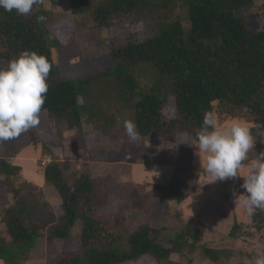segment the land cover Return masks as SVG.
<instances>
[{
	"label": "trees",
	"instance_id": "1",
	"mask_svg": "<svg viewBox=\"0 0 264 264\" xmlns=\"http://www.w3.org/2000/svg\"><path fill=\"white\" fill-rule=\"evenodd\" d=\"M255 7L264 10V0H68L67 13L79 29H86L88 17L100 34L107 31L96 56L114 60L111 69L77 78L58 74L53 49L64 41L50 35L48 24L54 19L48 9L39 6L23 16L0 8V68L25 50L48 59L52 67L39 128L44 121L60 138L67 131L81 143L98 133L112 138L126 134L124 121L132 120L143 143L175 142L181 135L198 142L204 114L211 111L217 121L246 123L258 158L264 152V27H249ZM77 41L69 33L65 43ZM36 129H30L33 139ZM44 148L50 155L42 161L45 186L54 187L62 199L61 214L46 229L33 220L31 209L41 213L51 203L25 185L17 187L13 176L23 167L12 163L10 155L0 157V229L6 231L0 237V260L5 264H21L39 238L53 245L71 241L79 225V249L62 251L55 264H133L143 256L157 264H182L171 256L198 250L211 263L225 264L238 255L264 254V241L253 254L210 246L202 241L210 229L191 222L174 236L149 223L120 230L124 217L97 211L105 204L106 179L78 175L70 171L71 162L56 158L55 149ZM245 178L236 179L244 183ZM188 186L174 176L166 194L181 202ZM2 188L11 194L10 202ZM245 218L244 224L233 223L231 238L238 240L247 225L264 231V211Z\"/></svg>",
	"mask_w": 264,
	"mask_h": 264
},
{
	"label": "rangeland",
	"instance_id": "2",
	"mask_svg": "<svg viewBox=\"0 0 264 264\" xmlns=\"http://www.w3.org/2000/svg\"><path fill=\"white\" fill-rule=\"evenodd\" d=\"M41 7L48 9L53 15L54 22L48 24L50 35L54 38L61 36L64 41L63 45L53 49L60 77H82L114 66L111 57L96 56L101 44L105 42L102 35H108L106 30L101 31V35L88 17L84 18L87 20L86 29H79L77 22L67 13L68 0H43ZM36 10L34 7L31 13ZM77 18L83 20V17ZM249 27L251 30L264 27L263 9L255 7L251 10ZM69 33L77 36V43H65ZM43 123L46 122H41L40 127L43 129L37 125L35 139L29 129L14 139L0 141V157L10 155L12 163L23 167L22 171L13 176L17 187L25 185L27 189L40 193L51 203L50 208L41 213L31 209L33 220L40 221L44 229L54 223L62 212V199L54 187L45 186L41 171L42 161H47L50 156L44 154L45 146L51 152L56 150L54 153L57 159L71 162L70 171L78 175L88 172L92 176L100 175L106 179L103 187L105 204L97 211L101 215L118 214L124 217L120 221V230L149 223L158 228L166 227L164 235L174 236V233L191 222L199 228L207 226L210 229L209 235L202 240L210 246L237 247L253 254L263 245L264 231L252 229L250 225L245 226L238 240L229 236L234 222L244 224L248 220L245 218L246 211L235 204L234 193L241 194V197L246 195L243 183L236 178L247 177L251 165L258 162L252 153L253 149L249 151L247 159L241 162L237 177L212 183L205 171L206 155L198 152V142L186 135L178 136L175 142L148 139L143 143L139 139L131 141L124 132L114 133L112 138L98 133L95 137H87L81 143L72 135V131L65 132L64 137L60 138L49 127L50 124ZM233 123L219 119L218 126L228 129ZM83 144L89 146L84 147ZM174 176L182 178L189 185V190L181 202L166 194L165 187ZM1 192L2 197H8L10 202L11 194L6 192V188H2ZM3 203V198H0V205L3 206ZM80 227L81 225L74 228L71 241L64 240L53 245L46 239L39 238L33 244L31 254L21 264H55L62 251L78 250ZM4 229H0V237L6 235ZM202 256L198 250L193 254L181 257L173 254L171 257L175 261L180 260L182 264H214ZM254 258L238 255L225 264H252ZM149 260L147 256H143L133 264H157ZM0 264L5 263L0 260Z\"/></svg>",
	"mask_w": 264,
	"mask_h": 264
},
{
	"label": "clouds",
	"instance_id": "3",
	"mask_svg": "<svg viewBox=\"0 0 264 264\" xmlns=\"http://www.w3.org/2000/svg\"><path fill=\"white\" fill-rule=\"evenodd\" d=\"M43 0H0V8L18 15H29ZM40 19H44L40 17ZM48 59L34 51H23L18 58L0 68V141H8L36 127L49 90L47 78L51 71ZM123 127L133 142L140 138L132 120H125ZM197 151L206 155L205 171L213 182L235 178L242 161L254 148L250 129L239 122L230 128L218 126L216 115L204 114L201 129L197 132ZM258 162L249 168L243 188L246 195L234 193L235 204L252 216L264 211V152ZM252 264H264V254H257Z\"/></svg>",
	"mask_w": 264,
	"mask_h": 264
}]
</instances>
